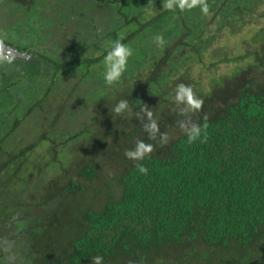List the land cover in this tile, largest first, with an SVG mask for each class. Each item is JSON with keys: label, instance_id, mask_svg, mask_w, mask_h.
<instances>
[{"label": "trees", "instance_id": "obj_1", "mask_svg": "<svg viewBox=\"0 0 264 264\" xmlns=\"http://www.w3.org/2000/svg\"><path fill=\"white\" fill-rule=\"evenodd\" d=\"M1 1L10 15L25 16L5 28L25 37L14 48L30 57L0 61L12 66L0 67V105H7L0 112V264L10 262L8 253L14 264H91L96 255L103 264H264V26L243 54L211 63L247 60L211 77L208 90L180 76L202 62L219 31L237 33L264 18L257 12L263 0H207L209 15L199 6L167 10L166 0H67L69 12L56 0L49 14L45 0ZM63 26L65 42L39 46ZM120 35L134 52L108 85L104 58ZM70 77L77 79L71 92L85 88L70 99L93 107L88 122L60 130L51 113V131L9 146L15 128ZM180 83L204 101L201 110L181 114L184 105L171 98ZM120 100L130 110L116 114ZM148 104L155 140L142 127ZM189 120L208 125L205 142L203 132L188 142L178 122ZM137 140L154 147L142 160L125 156Z\"/></svg>", "mask_w": 264, "mask_h": 264}, {"label": "rangeland", "instance_id": "obj_2", "mask_svg": "<svg viewBox=\"0 0 264 264\" xmlns=\"http://www.w3.org/2000/svg\"><path fill=\"white\" fill-rule=\"evenodd\" d=\"M55 1L56 0H45L41 3V9L48 10L45 11L44 14H49V7H51ZM58 1H60L59 6L63 10H66L67 12L71 10L67 0ZM257 12L264 13V0L259 3ZM49 16H51V13ZM24 18L25 16L23 14L17 16L10 15L9 7L6 8L0 5V38L2 37L1 39L6 41L7 39L10 40L9 43L12 44L13 47L25 43L27 40L24 36H18L15 31H12V33L8 34L5 28L6 25H11L15 21L23 20ZM208 25L209 29H214V24H212L211 21L208 22ZM263 26L264 18H259L256 20V22L252 21L246 24V26L237 33H231L227 30V28L219 31L214 41L206 50L202 62L187 65L181 71L180 76L190 82H192L194 79H199V81L202 82L203 90H208L211 85V77L230 75L235 68H239V66L244 65L247 60L240 62H222L216 64V66H211V63L217 62L220 58L223 59L228 56L243 54L246 47H249V45L245 42H247L249 37L252 36V34L257 29ZM46 31V29L43 30L44 33H46ZM66 31L67 29L65 26L58 30L56 29V31H54L55 33H49L46 35L47 40H45L44 43H41L39 46L46 47L51 43L61 41L65 42L67 37V34H65ZM211 33L213 32L209 31L207 36H210ZM21 57L29 58L30 56L25 54ZM0 67L4 70H11L12 66L10 67V65L7 66L3 62H0ZM76 85L77 79L70 77L62 85H60L59 88L54 90L52 95L47 96V99L42 102V106L30 113L27 118L24 119L17 128H15L11 135L9 146L18 148L21 145H26L36 141L40 133H48V131H51L50 128L52 127L50 125L53 121L52 118H50L51 113H58L59 121L57 123L61 124V127L59 128L60 130L68 127L73 128L76 125L86 124L92 116L93 107L91 105L85 106L84 108L80 107L79 105L74 104L72 99H70V96L74 92L81 94L85 90L83 86L78 85V89L74 92H71V88H74ZM175 94L176 93L172 94L171 98L175 97ZM62 104L65 105V109H61L63 106ZM147 106L150 110H152L154 107L153 104H148ZM6 107L7 105L1 104L0 112H3ZM88 107L91 111H87ZM69 110H74L78 113V116L76 118L68 117L67 115ZM7 258L10 261L7 264H14L13 261L15 259V255L8 253Z\"/></svg>", "mask_w": 264, "mask_h": 264}, {"label": "clouds", "instance_id": "obj_3", "mask_svg": "<svg viewBox=\"0 0 264 264\" xmlns=\"http://www.w3.org/2000/svg\"><path fill=\"white\" fill-rule=\"evenodd\" d=\"M199 6L201 12L205 15H209V5L207 0H166L164 3V8L167 10H174L175 8H179L180 10L191 9L192 7ZM124 37L122 35L118 36L115 40L112 41L111 49L105 55V73L104 80L108 85H112L118 82L124 72L127 69V64L129 58L133 55L134 50L128 45L122 43ZM154 42L163 47L165 45V40L162 34H157L154 38ZM177 104H182L184 107L181 108V114H191L198 112L202 109L204 101L197 97L194 92L192 86L185 85L180 83L177 85V91L174 97ZM126 110H130L129 104L126 100H120L113 111L116 114H121ZM141 111L147 117L148 122L143 123L142 119V127L149 134V139L155 140L156 135L159 131V126L156 119L153 118V113L149 110L147 105H143ZM139 115V114H137ZM207 119V116L204 117ZM180 128L187 134L188 142L192 143L198 138L201 137V133L203 132V140L205 142L207 140V132L206 129L208 125L205 123L203 127L199 124L189 120V123L186 124L183 121H179ZM162 143H167V134L164 133L162 136ZM154 147L151 143H145L142 140H137L135 148L132 150H126L125 156L132 160H142L145 156L152 153ZM139 172L142 174H147L148 169L141 165L137 164ZM12 245L11 243L3 245L2 249L5 252L11 251ZM91 264H103V257L100 255H96L92 257Z\"/></svg>", "mask_w": 264, "mask_h": 264}, {"label": "water", "instance_id": "obj_4", "mask_svg": "<svg viewBox=\"0 0 264 264\" xmlns=\"http://www.w3.org/2000/svg\"><path fill=\"white\" fill-rule=\"evenodd\" d=\"M24 55H25L24 53H21L17 51L16 49L11 48L10 46L0 44V57L18 58Z\"/></svg>", "mask_w": 264, "mask_h": 264}, {"label": "flooded vegetation", "instance_id": "obj_5", "mask_svg": "<svg viewBox=\"0 0 264 264\" xmlns=\"http://www.w3.org/2000/svg\"><path fill=\"white\" fill-rule=\"evenodd\" d=\"M0 44H3V45H6V46H10V47H12V46L9 45L8 43L0 42ZM12 48H14V47H12ZM14 49H15V48H14ZM5 59H13V58L0 57V61H1V60H5Z\"/></svg>", "mask_w": 264, "mask_h": 264}]
</instances>
